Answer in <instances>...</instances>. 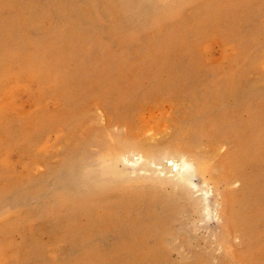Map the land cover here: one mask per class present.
<instances>
[{
  "label": "rangeland",
  "instance_id": "374dc122",
  "mask_svg": "<svg viewBox=\"0 0 264 264\" xmlns=\"http://www.w3.org/2000/svg\"><path fill=\"white\" fill-rule=\"evenodd\" d=\"M0 264H264V0H0Z\"/></svg>",
  "mask_w": 264,
  "mask_h": 264
},
{
  "label": "bare ground",
  "instance_id": "6f19581e",
  "mask_svg": "<svg viewBox=\"0 0 264 264\" xmlns=\"http://www.w3.org/2000/svg\"><path fill=\"white\" fill-rule=\"evenodd\" d=\"M137 143V142H136ZM149 144V143H148ZM119 146V145H118ZM116 148V147H115ZM128 148V147H127ZM135 148V147H134ZM150 148H152V147H150ZM169 149V148H168ZM173 149V148H172ZM171 149V150H172ZM151 150V149H150ZM163 150V149H162ZM164 150H166V149H164ZM174 150V149H173ZM148 151V150H147ZM146 151V152H147ZM160 152H162L161 150H159ZM176 151H180V150H176ZM121 152V151H120ZM120 152H119V155H120ZM142 152V151H141ZM149 152V151H148ZM155 151H153V153H154ZM165 152H167V151H165ZM181 153H182V150L180 151ZM124 153V152H123ZM144 153V152H143ZM163 153V152H162ZM168 153V152H167ZM173 153V152H172ZM174 153H175V150H174ZM177 153H179V152H177ZM122 154V153H121ZM146 154H148V153H146ZM145 154V155H146ZM160 154V153H159ZM182 154H184V153H182ZM181 154V155H182ZM132 155H134V154H132ZM149 155V154H148ZM164 155V154H163ZM177 155V154H176ZM111 156V155H110ZM122 156V155H121ZM120 156V157H121ZM131 156V155H130ZM154 156H156L155 154H154ZM157 156L159 157V155L157 154ZM156 156V157H157ZM179 156V155H178ZM124 157V156H123ZM157 157V158H158ZM165 157H166V163L168 164V165H170L171 167V171H170V173L172 174L171 176L172 177H174L175 179H177L179 182H181V183H189V184H195L193 181H192V173H194L193 172V169H194V166H193V163L191 162V161H189V160H187L186 158H185V156L184 157H180V159H175V158H173L172 156V158H170V157H167V155H165ZM177 157V156H176ZM125 159H126V161H127V158L126 157H124ZM135 158V157H134ZM163 159V158H162ZM165 159V158H164ZM191 159V158H190ZM196 159V158H195ZM136 160V159H135ZM134 160V161H135ZM140 160H143V157L142 156H138L137 157V160H136V162L137 161H140ZM157 160V159H156ZM125 161V162H126ZM204 162V161H203ZM137 164H138V162H137ZM198 164H201V163H198ZM203 164V163H202ZM202 164H201V166H202ZM150 165V164H149ZM209 165V164H208ZM207 165V166H208ZM115 166H117V165H115ZM156 166V165H155ZM162 166V165H161ZM151 167V166H150ZM168 167V166H167ZM199 166H197V168H198ZM152 168V167H151ZM116 169V168H115ZM114 169V170H115ZM159 169V168H158ZM200 169V168H199ZM198 169V170H199ZM167 170V169H166ZM135 171V170H134ZM164 171V170H163ZM157 172V171H156ZM165 172V171H164ZM164 172H162L164 175L166 174V173H164ZM158 174V173H157ZM154 176V175H153ZM170 176V175H169ZM214 176V175H213ZM174 179V180H175ZM177 181V182H178ZM166 182V181H165ZM169 183V182H168ZM173 185V184H172ZM177 186V185H176ZM183 187V186H182ZM198 187V186H197ZM193 188V187H192ZM180 189H182V188H180ZM201 191V190H200ZM203 191V190H202ZM196 192V191H195ZM196 194V193H195ZM200 195V194H199ZM202 196L200 195V198H201ZM199 203H201V202H199ZM203 203V202H202ZM207 204V203H206ZM209 206V205H208ZM204 208V207H203ZM244 226V225H243Z\"/></svg>",
  "mask_w": 264,
  "mask_h": 264
}]
</instances>
